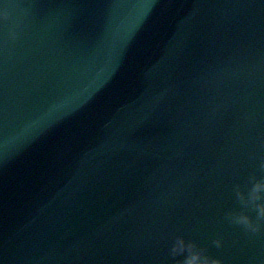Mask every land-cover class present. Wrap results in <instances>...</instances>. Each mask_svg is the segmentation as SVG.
<instances>
[{
  "label": "water",
  "instance_id": "water-1",
  "mask_svg": "<svg viewBox=\"0 0 264 264\" xmlns=\"http://www.w3.org/2000/svg\"><path fill=\"white\" fill-rule=\"evenodd\" d=\"M0 264H264V0H0Z\"/></svg>",
  "mask_w": 264,
  "mask_h": 264
}]
</instances>
